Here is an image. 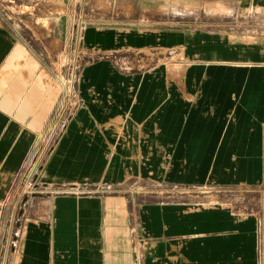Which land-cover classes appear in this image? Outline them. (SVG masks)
Returning a JSON list of instances; mask_svg holds the SVG:
<instances>
[{
	"label": "crops",
	"instance_id": "1",
	"mask_svg": "<svg viewBox=\"0 0 264 264\" xmlns=\"http://www.w3.org/2000/svg\"><path fill=\"white\" fill-rule=\"evenodd\" d=\"M79 1L112 23L78 34L59 18L30 42L0 15V264L8 199L67 99L77 108L39 193L21 200L5 264H257L263 214L150 201L144 189L264 190V40L199 22L264 13V0Z\"/></svg>",
	"mask_w": 264,
	"mask_h": 264
},
{
	"label": "rangeland",
	"instance_id": "2",
	"mask_svg": "<svg viewBox=\"0 0 264 264\" xmlns=\"http://www.w3.org/2000/svg\"><path fill=\"white\" fill-rule=\"evenodd\" d=\"M67 2V3H66ZM91 3L72 0H0V15L10 25L18 27L29 41L38 32L48 28L50 24H57L59 18L68 19L78 34L87 26H109L110 19L89 18L86 12L93 9ZM71 11V12H70ZM199 22L210 23L214 29H220L230 34L233 39L245 41L264 40V13L251 12L249 14L234 15L225 18L209 20L200 19ZM127 25L141 27V20H127ZM31 42V41H30ZM125 58H138L141 54H124ZM64 59L62 58V62ZM61 62V60H60ZM40 144L38 152L42 149ZM19 179L17 180V182ZM142 184H136L135 194H142ZM145 184V192L150 195L145 199L164 203H194L205 201H227L236 212H255L264 216V190H245L233 188L229 190H208L200 189L191 191L189 188L180 186ZM12 209L11 205H9ZM19 209H13L12 222H16Z\"/></svg>",
	"mask_w": 264,
	"mask_h": 264
},
{
	"label": "built area",
	"instance_id": "3",
	"mask_svg": "<svg viewBox=\"0 0 264 264\" xmlns=\"http://www.w3.org/2000/svg\"><path fill=\"white\" fill-rule=\"evenodd\" d=\"M115 60H118V58H115ZM76 108L77 103L67 99L54 110L48 126L37 137L34 146L26 159L24 167L18 176L19 181L14 193L8 199V204L11 205L12 210L16 207L19 209L20 206L24 204V202H21L22 199L26 201L27 196L39 193V191H37L36 177L38 173L42 171L43 166L52 152L58 137L61 135L69 116ZM40 144L43 147L40 152H38ZM10 223L12 226V235L4 251L5 253L2 252L3 257L1 259V264H5L7 255L16 247L17 243L19 222L16 220V222ZM257 264H264V252L261 250H258L257 252Z\"/></svg>",
	"mask_w": 264,
	"mask_h": 264
}]
</instances>
